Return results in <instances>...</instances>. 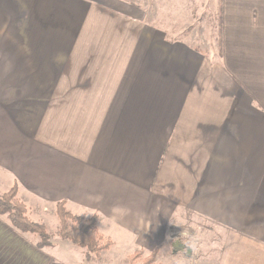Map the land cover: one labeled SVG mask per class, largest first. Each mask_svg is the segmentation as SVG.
Wrapping results in <instances>:
<instances>
[{"label": "crops", "instance_id": "0c3cea01", "mask_svg": "<svg viewBox=\"0 0 264 264\" xmlns=\"http://www.w3.org/2000/svg\"><path fill=\"white\" fill-rule=\"evenodd\" d=\"M217 2L203 47L123 0H0V194L98 213L130 254L193 211L216 264H264V0ZM0 264L84 260L0 215Z\"/></svg>", "mask_w": 264, "mask_h": 264}, {"label": "rangeland", "instance_id": "374dc122", "mask_svg": "<svg viewBox=\"0 0 264 264\" xmlns=\"http://www.w3.org/2000/svg\"><path fill=\"white\" fill-rule=\"evenodd\" d=\"M123 1L136 4L141 9H148L150 21L162 29L182 30L179 35L180 38L192 39L197 45L203 47L205 44L215 47L216 43H219L217 0ZM12 187L6 192L10 191ZM17 198L21 200L19 192ZM21 201L26 205L30 219L46 227L50 241L46 247L41 249L51 251L59 257L71 256L75 260L80 258V261L83 259L84 264H142L143 260L150 257L152 251L158 246L160 249L156 253L155 264H216V259L220 253V245L215 241L220 242L221 235H213L210 225L197 218L193 211L188 212V214L183 211V215H180L178 210L172 209L170 216H166L164 219L165 223L169 224L165 239H162L160 245L152 249L144 248V251L141 250L139 255L137 252L135 253V250L130 254V251L124 248L113 249L114 240L101 232L99 216L97 219L98 232L105 239H111L113 245L109 250L100 251L99 254H92L87 257L85 249L60 237V220L56 205L54 208H50V206L30 207L23 200ZM66 209L68 210L67 206ZM87 216L91 217L92 215ZM27 235L34 237L38 246L39 236L32 233H27ZM134 254L135 256L131 259L130 257Z\"/></svg>", "mask_w": 264, "mask_h": 264}, {"label": "trees", "instance_id": "16d2710c", "mask_svg": "<svg viewBox=\"0 0 264 264\" xmlns=\"http://www.w3.org/2000/svg\"><path fill=\"white\" fill-rule=\"evenodd\" d=\"M19 186L14 184L12 189L0 195V215H5L12 226L23 233H32L39 236L38 246L46 247L50 241V237L44 225L33 222L28 216L26 205L17 198ZM67 202L61 201L56 203L58 217L60 220V237L69 240L75 246L83 248L87 251V257L92 254H99L100 251L109 250L113 245L111 239H105L97 229L98 213H94L91 217L87 215H76L66 209ZM160 247H156L152 251V255L142 264H155L156 253ZM144 248L140 247L135 250L138 255ZM135 256H131L132 259Z\"/></svg>", "mask_w": 264, "mask_h": 264}]
</instances>
